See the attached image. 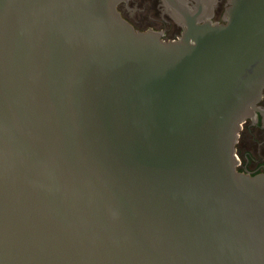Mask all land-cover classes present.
Returning a JSON list of instances; mask_svg holds the SVG:
<instances>
[{"label":"water","instance_id":"obj_1","mask_svg":"<svg viewBox=\"0 0 264 264\" xmlns=\"http://www.w3.org/2000/svg\"><path fill=\"white\" fill-rule=\"evenodd\" d=\"M119 1L0 0V264H264V0L172 41Z\"/></svg>","mask_w":264,"mask_h":264},{"label":"flooded vegetation","instance_id":"obj_2","mask_svg":"<svg viewBox=\"0 0 264 264\" xmlns=\"http://www.w3.org/2000/svg\"><path fill=\"white\" fill-rule=\"evenodd\" d=\"M231 6L232 0H120L117 8L136 30H154L172 41L183 35L190 17L200 24L226 23L224 16ZM258 105L257 120L246 118L236 143L238 170L252 175L264 171V90Z\"/></svg>","mask_w":264,"mask_h":264}]
</instances>
